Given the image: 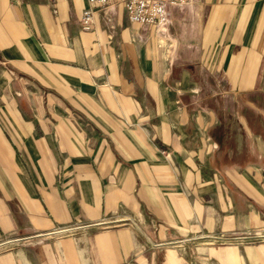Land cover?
<instances>
[{
  "label": "crops",
  "instance_id": "crops-1",
  "mask_svg": "<svg viewBox=\"0 0 264 264\" xmlns=\"http://www.w3.org/2000/svg\"><path fill=\"white\" fill-rule=\"evenodd\" d=\"M87 6L0 0V264H264V0Z\"/></svg>",
  "mask_w": 264,
  "mask_h": 264
},
{
  "label": "built area",
  "instance_id": "built-area-1",
  "mask_svg": "<svg viewBox=\"0 0 264 264\" xmlns=\"http://www.w3.org/2000/svg\"><path fill=\"white\" fill-rule=\"evenodd\" d=\"M189 1L191 0H88V6L81 15V22L85 29H89L94 22V15L98 8L111 3H120L126 8L133 22L140 24L157 22L165 27L170 21L169 7ZM81 227H65L62 231L68 232ZM19 238L21 237L6 238L2 242L17 241Z\"/></svg>",
  "mask_w": 264,
  "mask_h": 264
},
{
  "label": "rangeland",
  "instance_id": "rangeland-1",
  "mask_svg": "<svg viewBox=\"0 0 264 264\" xmlns=\"http://www.w3.org/2000/svg\"><path fill=\"white\" fill-rule=\"evenodd\" d=\"M14 237H18V236H13V237H7V238H14Z\"/></svg>",
  "mask_w": 264,
  "mask_h": 264
}]
</instances>
